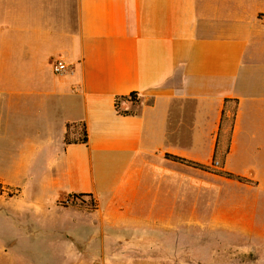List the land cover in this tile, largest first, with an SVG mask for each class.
<instances>
[{
  "label": "crops",
  "instance_id": "crops-1",
  "mask_svg": "<svg viewBox=\"0 0 264 264\" xmlns=\"http://www.w3.org/2000/svg\"><path fill=\"white\" fill-rule=\"evenodd\" d=\"M56 60L66 69L54 72ZM132 92L138 103L120 100L118 113L115 98ZM225 99L236 112L214 167ZM82 125L86 141L66 144ZM165 154L264 185V0H0V158L10 162L0 184L48 201L45 228L83 215L90 233L143 238L95 248L159 250L138 260L100 251L101 264H177L176 243L161 235L198 200L221 229L222 210L242 215L240 198L221 203V182L243 183ZM73 194L95 208L76 210ZM3 246L7 264L15 244Z\"/></svg>",
  "mask_w": 264,
  "mask_h": 264
},
{
  "label": "rangeland",
  "instance_id": "rangeland-1",
  "mask_svg": "<svg viewBox=\"0 0 264 264\" xmlns=\"http://www.w3.org/2000/svg\"><path fill=\"white\" fill-rule=\"evenodd\" d=\"M2 159L0 172L8 173L10 162ZM22 186L6 185L0 191V243L2 247L15 244L10 249L7 264H39L42 254L45 262L50 264H79L77 258L80 255L81 264H87L86 257L93 258L92 264H101L94 255L100 251L125 252L133 260H138L145 252L159 253V250L95 248L101 241L143 238L125 233H90L88 228L92 222L74 213L56 215L52 222L54 226L45 228L42 212L48 201L33 198L26 186ZM14 191L17 193L11 195ZM235 197L241 199L242 215L233 217L232 212L222 210L221 229L208 224V211L202 210V201L198 200L194 201L193 217L179 215L177 231L161 235L162 241L176 243L177 248L172 252L175 251L177 256L172 255V258H177V264H264V185L233 187L222 181L221 203L231 205V199ZM74 201L70 206L76 210L90 211L92 201L87 196H79ZM59 206L67 205L59 202ZM250 209L254 215H245ZM184 212L179 210V214ZM148 239L155 240L153 237Z\"/></svg>",
  "mask_w": 264,
  "mask_h": 264
},
{
  "label": "trees",
  "instance_id": "trees-1",
  "mask_svg": "<svg viewBox=\"0 0 264 264\" xmlns=\"http://www.w3.org/2000/svg\"><path fill=\"white\" fill-rule=\"evenodd\" d=\"M120 100H128V101H131L132 103H138V96L135 92H132L126 96H118L115 98L114 104H115L116 111L122 115H125V114H127V112L123 111L119 107V101ZM236 105H237L236 99H225L224 100V108H223L222 113H221V118H220V122H219V130H218V134H217V146L215 147V150L213 153V162L216 160V158H218L220 160V162L222 163L224 158H225V155L228 151V144H229L233 120H234V116H235V112H236ZM68 127H69V125H67V128ZM81 131H82L81 138H79L77 140L70 139L68 136V133H66L65 138H64V142L66 144L72 143V142H85L86 137H85L83 125L81 126ZM165 158L170 159V160L175 161V162H179V163L191 166V167H194V168H198V169L205 170V171H208L211 173H215L217 175H220L221 177H224L227 179H232V180H235V181L243 183V184H253V182L246 177L234 175L232 173L225 172L222 170H216L211 166H207V165H204V164L192 161V160H188V159H185L183 157H179V156L171 155V154H165ZM2 190H3V187L0 184V191H2ZM16 193H17V191L11 192V195H14ZM83 195L84 194H73L72 197L76 199L77 197L83 196ZM91 201H92V206H91L90 210L95 208L94 201L92 199H91Z\"/></svg>",
  "mask_w": 264,
  "mask_h": 264
},
{
  "label": "built area",
  "instance_id": "built-area-1",
  "mask_svg": "<svg viewBox=\"0 0 264 264\" xmlns=\"http://www.w3.org/2000/svg\"><path fill=\"white\" fill-rule=\"evenodd\" d=\"M52 69H53L54 72H61V71H63V70L66 69V66L60 60H56L54 62V64L52 65ZM213 166L214 167H217L218 166V162L216 160L213 162Z\"/></svg>",
  "mask_w": 264,
  "mask_h": 264
}]
</instances>
